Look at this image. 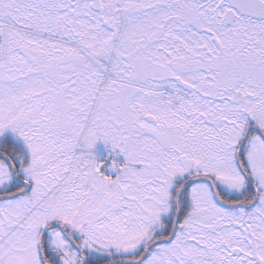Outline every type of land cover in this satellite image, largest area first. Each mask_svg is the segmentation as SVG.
Returning <instances> with one entry per match:
<instances>
[{"label": "snow or ice", "instance_id": "6c2138e0", "mask_svg": "<svg viewBox=\"0 0 264 264\" xmlns=\"http://www.w3.org/2000/svg\"><path fill=\"white\" fill-rule=\"evenodd\" d=\"M0 264H264V0H0Z\"/></svg>", "mask_w": 264, "mask_h": 264}]
</instances>
